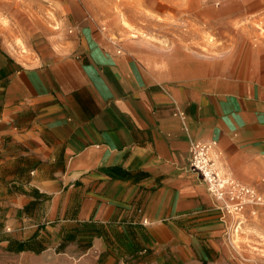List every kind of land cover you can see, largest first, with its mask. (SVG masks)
Instances as JSON below:
<instances>
[{
    "label": "crops",
    "instance_id": "crops-1",
    "mask_svg": "<svg viewBox=\"0 0 264 264\" xmlns=\"http://www.w3.org/2000/svg\"><path fill=\"white\" fill-rule=\"evenodd\" d=\"M3 1L40 2L60 25L0 22V264H264V202L232 232L189 163L208 143L264 199V38L155 45L89 0ZM212 8L236 23L264 0Z\"/></svg>",
    "mask_w": 264,
    "mask_h": 264
},
{
    "label": "rangeland",
    "instance_id": "rangeland-1",
    "mask_svg": "<svg viewBox=\"0 0 264 264\" xmlns=\"http://www.w3.org/2000/svg\"><path fill=\"white\" fill-rule=\"evenodd\" d=\"M207 1L205 4L204 0H89L88 5L105 24H114L121 33L143 38L155 45L202 38L207 46L224 48L238 40L240 32L244 30L264 38V13L249 16L242 22L227 23L230 17L226 21L218 19L220 13L214 11V8L210 12L203 10V6L215 5L216 2ZM40 5V2H19L17 7L0 0V22L9 27L12 33L20 23H28L24 20L23 11H31L38 20L50 23L51 26L60 25V19L54 16L55 13L48 6L43 9ZM248 10L232 8L228 14L245 16ZM18 45L22 51L30 53L25 44L20 42Z\"/></svg>",
    "mask_w": 264,
    "mask_h": 264
},
{
    "label": "built area",
    "instance_id": "built-area-1",
    "mask_svg": "<svg viewBox=\"0 0 264 264\" xmlns=\"http://www.w3.org/2000/svg\"><path fill=\"white\" fill-rule=\"evenodd\" d=\"M189 163L191 168L199 171L210 193L222 202L220 209L235 219L232 232H239L244 223V211L249 205L261 204L264 199L255 189L237 183L229 175L222 172L212 157L211 145L208 143H192ZM147 224V221L144 220Z\"/></svg>",
    "mask_w": 264,
    "mask_h": 264
}]
</instances>
